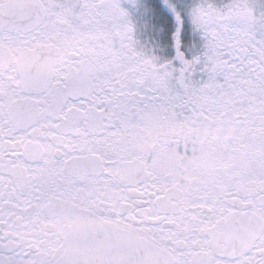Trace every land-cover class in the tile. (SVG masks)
I'll return each instance as SVG.
<instances>
[{
  "label": "snow or ice",
  "instance_id": "snow-or-ice-1",
  "mask_svg": "<svg viewBox=\"0 0 264 264\" xmlns=\"http://www.w3.org/2000/svg\"><path fill=\"white\" fill-rule=\"evenodd\" d=\"M0 264H264V7L0 0Z\"/></svg>",
  "mask_w": 264,
  "mask_h": 264
},
{
  "label": "flooded vegetation",
  "instance_id": "flooded-vegetation-1",
  "mask_svg": "<svg viewBox=\"0 0 264 264\" xmlns=\"http://www.w3.org/2000/svg\"><path fill=\"white\" fill-rule=\"evenodd\" d=\"M218 5H222L226 2V0L215 1ZM257 10L259 11L262 7H264V0H254Z\"/></svg>",
  "mask_w": 264,
  "mask_h": 264
}]
</instances>
